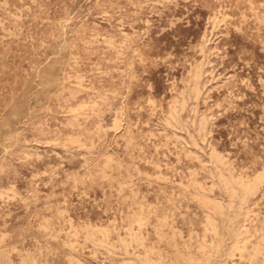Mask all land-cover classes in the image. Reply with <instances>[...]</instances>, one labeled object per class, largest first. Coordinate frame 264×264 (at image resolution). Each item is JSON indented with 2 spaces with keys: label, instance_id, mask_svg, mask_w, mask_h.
Instances as JSON below:
<instances>
[{
  "label": "rangeland",
  "instance_id": "rangeland-1",
  "mask_svg": "<svg viewBox=\"0 0 264 264\" xmlns=\"http://www.w3.org/2000/svg\"><path fill=\"white\" fill-rule=\"evenodd\" d=\"M0 264H264V0H0Z\"/></svg>",
  "mask_w": 264,
  "mask_h": 264
}]
</instances>
